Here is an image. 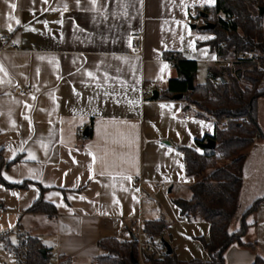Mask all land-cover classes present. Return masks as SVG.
Returning a JSON list of instances; mask_svg holds the SVG:
<instances>
[{"label": "crops", "instance_id": "0c3cea01", "mask_svg": "<svg viewBox=\"0 0 264 264\" xmlns=\"http://www.w3.org/2000/svg\"><path fill=\"white\" fill-rule=\"evenodd\" d=\"M215 2L0 0V38H8L0 43V179L26 184L10 189L0 183V237L13 247L24 237L38 238L52 264L60 256L93 264L99 241L134 239L150 221L176 225L191 240L208 239V224H192L173 201L190 200L195 181L185 174L180 149L201 151L197 141L211 138L222 123L160 97L179 79L172 54L195 64L194 86L201 72L208 78L209 68L219 65L209 46L214 35L196 25L203 24L199 12ZM137 32L141 55L132 56L130 36ZM81 126L91 127V137H79ZM244 154L231 232L264 197V140ZM39 199L49 209L28 213ZM247 223L244 241L255 249L233 245L225 264H253L257 257L264 264V205ZM0 249L2 264H17L1 242ZM174 254L183 262L196 258Z\"/></svg>", "mask_w": 264, "mask_h": 264}, {"label": "trees", "instance_id": "16d2710c", "mask_svg": "<svg viewBox=\"0 0 264 264\" xmlns=\"http://www.w3.org/2000/svg\"><path fill=\"white\" fill-rule=\"evenodd\" d=\"M263 4L264 0H216L214 6L202 10L207 18H198L202 23L207 21L215 27L212 30H199L214 35L209 46L219 60H234L252 48L264 51V16L258 15V8ZM170 61L177 69L179 79L171 80L160 98L172 100L181 94V101L197 109L198 116L218 123L226 117L231 121L216 126L211 137L215 142L213 150L180 149L185 174L195 181L190 186L191 199H176L173 203L184 218L208 224L209 236L207 240L202 239V244L209 261L192 259L183 262L177 259L174 252L161 257L144 254L143 261L144 264H225V254L233 245L252 251L255 249L253 243L244 241L249 228L247 218L264 205V197L254 200L242 214L240 228L235 232L230 231L243 187L244 152L258 139L264 140V132L258 123V102L264 98V71L258 73L251 65L244 63L219 64L209 68L205 84H197L193 91H188L186 77L194 81L195 64L173 59L172 56ZM211 79L218 81L215 87ZM88 134L91 137V127ZM207 139L197 141V145ZM0 183L10 189L26 187V184H8L1 179ZM48 209L49 206L39 199L28 209V213L46 212ZM143 228L150 236L162 238L167 224L163 220L150 221ZM0 242L15 255L17 264H47L49 260L47 252L45 256L41 253L43 246L38 238L24 237V244L17 247H13L5 237H0ZM99 248L101 254L93 264H131L132 257L138 260L135 238L102 239ZM58 264H72V261L60 256ZM253 264H260V258L257 257Z\"/></svg>", "mask_w": 264, "mask_h": 264}, {"label": "built area", "instance_id": "2783aa9c", "mask_svg": "<svg viewBox=\"0 0 264 264\" xmlns=\"http://www.w3.org/2000/svg\"><path fill=\"white\" fill-rule=\"evenodd\" d=\"M187 22H192L193 15L189 14L186 18ZM142 33L137 32L133 33L130 36V54L132 56H140L141 55V45H142ZM7 36H2L0 38V43L3 45L7 41ZM219 46H222L221 44ZM172 58L176 59L177 55L172 54ZM221 65H232V64H248L251 65L258 73H262L264 71V51H261L257 48H252L248 51L241 53L236 59L229 60V61H218ZM213 87L216 86L218 81L216 79L210 80ZM142 94L146 95V90L142 89ZM186 120L189 119V114L185 115L184 117ZM231 121V118L226 117L223 119L222 125L226 124L227 122ZM84 126L78 128L79 137H82V134L85 132ZM157 188L161 189L163 186L162 184H157ZM138 254V262L139 264H144L143 255L144 254H153L156 257H161L163 254H166L165 247L162 246L160 241L153 236H150L144 228H140L135 236Z\"/></svg>", "mask_w": 264, "mask_h": 264}, {"label": "rangeland", "instance_id": "374dc122", "mask_svg": "<svg viewBox=\"0 0 264 264\" xmlns=\"http://www.w3.org/2000/svg\"><path fill=\"white\" fill-rule=\"evenodd\" d=\"M196 25L198 27L201 26L199 21L196 22ZM263 26H264V21H263ZM195 36L199 39L203 36V34L195 33ZM207 59L208 60L211 59L212 61H214V57L212 55H208ZM204 68L205 67H203V69ZM199 75L200 76L197 77V82H198L197 84H199V85L205 84L207 82L206 70H205V72H201V74H199ZM258 123L264 132V98L258 102ZM191 222H192V224L198 223V222L193 221V220H191ZM202 224H206V223H202ZM205 226H207V224ZM167 229L168 230H167L166 236L164 235V237H162V238L170 245L173 252H174V249H176V251H178L180 253V257L183 256L184 258H187V259H190L192 257H196L194 259H199L197 257L206 256L207 258H209L208 254L206 253V251L203 248L202 236H200V235L196 236L194 240H191L190 237L185 236L183 233L184 231L176 225H175V227H173V225L168 224ZM207 233L209 235V230H207ZM170 235H172V237L175 240V242L173 244L169 242ZM166 239H168V241ZM244 240H246V238H244ZM0 258H2L1 255H0ZM199 260H201V259H199ZM0 264H2V263L0 262ZM47 264H52L51 260H48Z\"/></svg>", "mask_w": 264, "mask_h": 264}, {"label": "water", "instance_id": "95a60500", "mask_svg": "<svg viewBox=\"0 0 264 264\" xmlns=\"http://www.w3.org/2000/svg\"><path fill=\"white\" fill-rule=\"evenodd\" d=\"M258 15L259 16H264V4L258 8ZM199 16L200 18L204 19V18H207V15L202 13V12H199ZM215 25L210 23V22H204L200 27H198V29H201V30H212L214 29ZM197 26L196 25H191V29L194 30L196 29ZM186 82H187V90L188 91H193L194 89V83H193V80L189 77H186ZM183 97V95H176L173 97V100H181ZM158 98V92L157 91H153L152 94H151V97L150 99L151 100H156ZM82 138L83 139H87L88 138V131L85 130V132L82 134ZM200 148H202L203 150H213L215 148V142L214 140H212L211 138H208L206 140V142H204L203 144H200L199 145ZM160 243L162 244L163 247H165L166 249V254L167 255H171L172 254V249L170 247V245L163 239V238H160ZM41 253L43 254V256L46 255V252L44 249L41 250ZM131 264H139L138 260L135 259L134 257L131 258Z\"/></svg>", "mask_w": 264, "mask_h": 264}, {"label": "snow or ice", "instance_id": "6c2138e0", "mask_svg": "<svg viewBox=\"0 0 264 264\" xmlns=\"http://www.w3.org/2000/svg\"><path fill=\"white\" fill-rule=\"evenodd\" d=\"M209 2H214V0H209ZM12 7L14 8L15 7V5H12ZM34 158V157H33Z\"/></svg>", "mask_w": 264, "mask_h": 264}]
</instances>
